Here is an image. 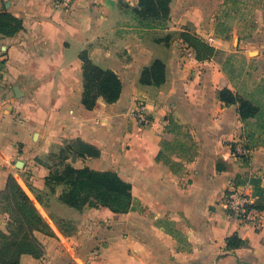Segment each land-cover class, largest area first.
I'll return each mask as SVG.
<instances>
[{
  "label": "crops",
  "instance_id": "obj_1",
  "mask_svg": "<svg viewBox=\"0 0 264 264\" xmlns=\"http://www.w3.org/2000/svg\"><path fill=\"white\" fill-rule=\"evenodd\" d=\"M137 6L138 0H75L69 8L55 0H0V13L23 22L14 35L0 33V192L10 175L19 177L55 231L37 234L44 257L25 254L21 264H264V219L250 224L225 208L236 183L262 203L250 182L264 186V146L250 149L247 160L236 155L234 143H246L244 123L238 105L218 97L221 78L233 91L249 92L245 77L231 75L233 60L226 67L222 56L198 58L183 35L244 59L261 80L264 0H172L160 28L141 25L131 12ZM218 23L228 31L218 33ZM84 51L119 75L117 101L83 104ZM156 59L166 65V81L141 84L143 68ZM141 102L149 125L135 117ZM76 139L101 155H70L68 163L116 172L132 185L134 208L79 211L66 208L59 189L50 193V155ZM74 217L76 229L62 234L58 221ZM7 221L0 213L3 230ZM235 233L244 244L229 248Z\"/></svg>",
  "mask_w": 264,
  "mask_h": 264
},
{
  "label": "trees",
  "instance_id": "obj_2",
  "mask_svg": "<svg viewBox=\"0 0 264 264\" xmlns=\"http://www.w3.org/2000/svg\"><path fill=\"white\" fill-rule=\"evenodd\" d=\"M171 1L138 0V6L133 12L144 27H165L170 19ZM22 28L21 19L9 13H0V33L11 36ZM216 28L218 33L228 31V26L223 23H218ZM183 35L185 40L196 48L198 58L222 56L226 59V67L233 60L226 51L210 45L198 36L187 33ZM80 57L83 61L84 76L83 104L88 109H93L99 97H103L108 103L117 101L122 92V81L119 75L113 70L96 65L86 51L82 52ZM233 63L232 76L241 77L246 74L243 73L242 67L239 68L238 74H234L238 68L237 63ZM139 81L144 85L163 84L166 81L165 63L156 59L151 65L144 67ZM220 83L222 88L218 91L219 99L226 106L238 105V111L244 123L239 133L244 137L246 147L252 149L264 146V102L255 97L257 93L264 94V78L256 81L255 87L243 94L229 88L226 78H221ZM64 152H68V157L64 155V158H69L70 155L77 157L101 155L100 149L95 145L76 139L62 147L59 153H52L50 159L54 162ZM247 157L243 158L247 160ZM250 183L254 187L255 194L262 198V203H254V205L264 210V186L260 179H253ZM62 185L66 189L61 192L59 200L79 211L86 207L105 206L115 213H125L131 209L133 203L132 185L113 171H98L87 166L78 168L70 163L65 164L62 170L51 168L46 177V186L50 193H56V187ZM235 186H238L237 183ZM35 202L36 199L31 190L21 182L20 178L10 175L6 188L0 192V208L8 215L6 231L0 226V264H21V258L25 254L36 259L46 254V248L37 234L45 233L54 236L55 233L50 230V225L43 219ZM64 223L65 221L61 220L60 227ZM243 244L244 241L239 233H235L228 240L229 248L240 247Z\"/></svg>",
  "mask_w": 264,
  "mask_h": 264
},
{
  "label": "built area",
  "instance_id": "obj_3",
  "mask_svg": "<svg viewBox=\"0 0 264 264\" xmlns=\"http://www.w3.org/2000/svg\"><path fill=\"white\" fill-rule=\"evenodd\" d=\"M74 1L55 0V3L57 7L69 8L73 5ZM135 114L136 119L141 125L152 123V118L144 102L138 105ZM234 152L243 158L250 154V149L246 147V143L243 140H238L234 143ZM254 203L249 193L235 186L225 195V208L227 212L244 222L255 225L264 219V210L256 207Z\"/></svg>",
  "mask_w": 264,
  "mask_h": 264
},
{
  "label": "rangeland",
  "instance_id": "obj_4",
  "mask_svg": "<svg viewBox=\"0 0 264 264\" xmlns=\"http://www.w3.org/2000/svg\"><path fill=\"white\" fill-rule=\"evenodd\" d=\"M131 12H133V10ZM220 12H221V10H220ZM233 61H235L237 63L236 66H237L238 69L242 67L243 70H247L246 74H244L245 80H243V83L245 84V87H243V88H246V90L253 89L255 87V85L257 84L256 81H259V80L256 79L254 81V79L252 78V71H250L251 70V65L248 64L243 59H241L240 57L234 58ZM255 97L256 98H260L259 100H262L264 102V94L263 93L262 94L257 93V94H255ZM192 152H193V150H191V151L189 150V153H188L187 157H192L194 155ZM64 155L66 157H68V152L61 153V157L55 159V161L51 165V168H53L54 170H56V169H61L62 170L64 168L65 164H68V158H64ZM56 188L59 189L60 192H63L66 189V187L63 186V185L62 186H57ZM57 189H56V191H57ZM46 196H48V194ZM38 199H39V195H38ZM44 202H46V201L45 200H42L40 202V204L42 205V204H44ZM35 204L37 206L38 211L40 213H43V209L39 208L37 200H36ZM65 206H66V208H72V207H70V206H68L66 204H65ZM134 207H135V205H134V201H133L132 206H131V209L134 208ZM0 213H2V214L4 213L1 208H0ZM4 214H6V213H4ZM63 220L65 221V223L60 227V230H61V233L62 234H70L71 232H73L76 229V221L78 220L77 217H74L73 219H70V220H66V219H63ZM60 221H58V222H60ZM68 222H69V225H68ZM49 227H50V230L52 232H55L54 229H53V227L51 225ZM4 231H6V229H4Z\"/></svg>",
  "mask_w": 264,
  "mask_h": 264
}]
</instances>
